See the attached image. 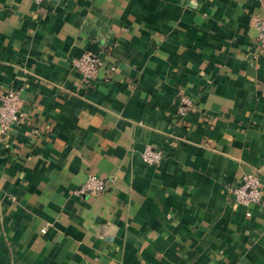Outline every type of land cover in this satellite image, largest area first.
Instances as JSON below:
<instances>
[{
    "label": "crops",
    "instance_id": "obj_1",
    "mask_svg": "<svg viewBox=\"0 0 264 264\" xmlns=\"http://www.w3.org/2000/svg\"><path fill=\"white\" fill-rule=\"evenodd\" d=\"M259 17L264 0H0V104L18 91L24 115L0 134V264H264V198L230 192L257 172L264 194ZM89 174L105 194L79 193Z\"/></svg>",
    "mask_w": 264,
    "mask_h": 264
},
{
    "label": "built area",
    "instance_id": "obj_2",
    "mask_svg": "<svg viewBox=\"0 0 264 264\" xmlns=\"http://www.w3.org/2000/svg\"><path fill=\"white\" fill-rule=\"evenodd\" d=\"M48 0H34L38 5ZM255 26L259 30L258 41L264 52V17L255 20ZM74 65L81 72L84 81L92 83L96 79L102 60L94 54H85L80 59L74 60ZM21 98L18 91L9 90L1 100L0 104V134L2 137H8L11 128L15 124H19L24 115L21 112ZM194 111V102L188 96L183 95L176 105L178 117L185 118ZM142 160L150 166H158L163 160V152L153 147L147 146L142 153ZM108 181L105 178L89 174L86 181L79 189V193L89 196H102L106 193ZM231 194L234 195L236 202L242 206L259 205L263 202L264 194L260 174L257 172L246 175L242 183L238 186L230 188Z\"/></svg>",
    "mask_w": 264,
    "mask_h": 264
}]
</instances>
